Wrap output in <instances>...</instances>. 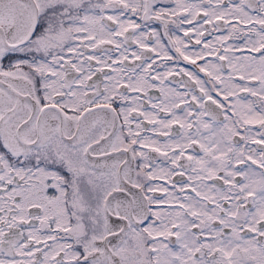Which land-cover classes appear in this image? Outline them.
<instances>
[{"label": "snow or ice", "instance_id": "1", "mask_svg": "<svg viewBox=\"0 0 264 264\" xmlns=\"http://www.w3.org/2000/svg\"><path fill=\"white\" fill-rule=\"evenodd\" d=\"M0 264H264V0H0Z\"/></svg>", "mask_w": 264, "mask_h": 264}]
</instances>
